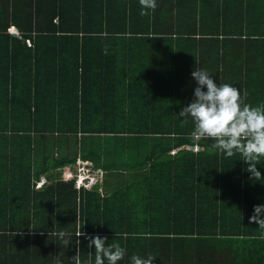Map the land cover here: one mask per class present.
I'll list each match as a JSON object with an SVG mask.
<instances>
[{
	"label": "trees",
	"instance_id": "obj_1",
	"mask_svg": "<svg viewBox=\"0 0 264 264\" xmlns=\"http://www.w3.org/2000/svg\"><path fill=\"white\" fill-rule=\"evenodd\" d=\"M197 67L264 104V0H0V264H95L96 235L119 264H264V158L192 141Z\"/></svg>",
	"mask_w": 264,
	"mask_h": 264
},
{
	"label": "clouds",
	"instance_id": "obj_2",
	"mask_svg": "<svg viewBox=\"0 0 264 264\" xmlns=\"http://www.w3.org/2000/svg\"><path fill=\"white\" fill-rule=\"evenodd\" d=\"M140 15H149L157 7V0H139ZM9 33L14 35L17 33ZM196 82L193 99L179 112L182 121H191L190 138L193 142L213 141V146L227 158L239 154L253 177H262L257 170L264 158V104L252 106L244 102L242 91L230 83H219L213 74L197 67L191 73ZM251 221L264 227V204L254 207ZM66 233L60 232L64 238ZM82 235L80 232L77 236ZM88 247L95 249V264H119L126 249L119 243H107L108 237H86ZM152 255L133 254L131 264H153ZM79 264V256L73 257Z\"/></svg>",
	"mask_w": 264,
	"mask_h": 264
},
{
	"label": "built area",
	"instance_id": "obj_3",
	"mask_svg": "<svg viewBox=\"0 0 264 264\" xmlns=\"http://www.w3.org/2000/svg\"><path fill=\"white\" fill-rule=\"evenodd\" d=\"M28 46H30V42L27 41ZM76 170V174L78 175L77 183L75 185L76 189H80L83 185L87 189H91L93 184H95L99 179L103 176V171L100 169H95L93 164L89 161H83L80 158L77 160L76 165L74 167ZM74 170L68 167L69 172H73ZM74 177L73 174H69L66 179H70Z\"/></svg>",
	"mask_w": 264,
	"mask_h": 264
},
{
	"label": "rangeland",
	"instance_id": "obj_4",
	"mask_svg": "<svg viewBox=\"0 0 264 264\" xmlns=\"http://www.w3.org/2000/svg\"><path fill=\"white\" fill-rule=\"evenodd\" d=\"M9 30H10L11 33H17V32H18V30H17L15 27H11ZM17 35H18V34H17ZM196 150H198V149H196ZM173 153H174V152H173ZM78 159H79V158H78ZM78 159H77V160H78ZM80 159H81V158H80ZM81 160H83V159H81ZM83 161H86V160H83ZM89 162H90V161H89ZM71 166H74V165H71ZM60 172H61V178H62L63 181H65V182L74 181V188H75V185H76V183H77V179H78V175L75 173L76 170H74L73 172H72V171L69 172V171H68V168L64 167L63 169L60 170ZM69 174H73L74 177H72V178H70V179H66V178L69 176ZM102 177H103V176H102ZM45 182H46V180H45V178H43V179L40 181V183L37 184V187H36V188H37V189L41 188L42 186H44ZM97 183H98V181H97L95 184H93V186L91 187V189H92ZM75 189H76V188H75ZM81 189L91 190V189H87V188H85L84 185H83L79 190H81ZM77 190H78V189H77ZM99 192H100V194H101L102 196L105 195L104 190H103L102 188L99 189Z\"/></svg>",
	"mask_w": 264,
	"mask_h": 264
},
{
	"label": "water",
	"instance_id": "obj_5",
	"mask_svg": "<svg viewBox=\"0 0 264 264\" xmlns=\"http://www.w3.org/2000/svg\"><path fill=\"white\" fill-rule=\"evenodd\" d=\"M14 36H17V34H14ZM189 149L190 150H196V149L201 150L200 147H194V146L189 147Z\"/></svg>",
	"mask_w": 264,
	"mask_h": 264
},
{
	"label": "crops",
	"instance_id": "obj_6",
	"mask_svg": "<svg viewBox=\"0 0 264 264\" xmlns=\"http://www.w3.org/2000/svg\"><path fill=\"white\" fill-rule=\"evenodd\" d=\"M68 167H70V169L74 170L75 165L74 166H71V165L66 166V168H68Z\"/></svg>",
	"mask_w": 264,
	"mask_h": 264
}]
</instances>
